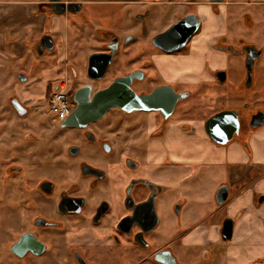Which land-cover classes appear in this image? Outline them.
<instances>
[{
    "label": "flooded vegetation",
    "instance_id": "obj_1",
    "mask_svg": "<svg viewBox=\"0 0 264 264\" xmlns=\"http://www.w3.org/2000/svg\"><path fill=\"white\" fill-rule=\"evenodd\" d=\"M198 1L115 0L120 9L111 17L120 22L118 26L134 25L136 30L124 36L103 33L105 41L84 58L79 53L84 46H79L80 50L70 48L71 65L56 71L63 75L72 94L70 107L76 106L73 95L78 88L90 84L93 94L116 78L132 74L130 88L138 95H149L158 88L168 98L178 96L168 112L126 111L115 106L100 119H83L79 125L68 126L48 108L51 94L62 80L47 82L38 100L24 102L13 97L19 102L16 107L10 100L12 114H5L0 122V264H222L220 248H195L182 239L188 233L179 231L180 201L170 208L176 229L163 238L160 198L166 187L154 174L158 164L150 162L149 154L152 147L164 143L167 130L174 124L183 121L189 125L195 120L192 100L196 85L226 82L220 83L215 76L225 70L211 68L206 59L209 51L242 56L243 90L251 89L245 83L246 53L254 49L261 55L264 45L238 33L235 37L229 30V17L222 20L218 15L221 4H264V0H205L209 12L220 22H215L216 26L224 32H213L212 39L201 35L195 40L205 22L198 13ZM127 15L130 22L124 21ZM243 22L250 30L254 27L250 14L244 15ZM193 25L195 29L187 37ZM157 37L159 45L154 40ZM39 39L31 42L37 55ZM112 47L115 52L105 75L90 80L88 57L110 52ZM195 52L201 58L193 63ZM117 54L123 59L116 64L125 69L112 72L104 82ZM168 59L175 71L168 64L161 66ZM200 66L201 73L213 75V80L204 81V76L194 79L192 71ZM214 105L217 108L205 121L228 109L222 100ZM237 111L239 131L233 138L239 137L244 143L245 134L252 129V116L264 114V110L258 108L247 115L242 109ZM166 161L171 162L169 157ZM166 225L173 228L170 219ZM209 251L215 256H209Z\"/></svg>",
    "mask_w": 264,
    "mask_h": 264
},
{
    "label": "crops",
    "instance_id": "obj_2",
    "mask_svg": "<svg viewBox=\"0 0 264 264\" xmlns=\"http://www.w3.org/2000/svg\"><path fill=\"white\" fill-rule=\"evenodd\" d=\"M61 1L81 3L80 11L87 5H110L115 2V0ZM204 2L205 0H199V4L197 3L198 13L205 22L203 30L195 36V40L201 35H208V38L212 39L213 32L215 34L224 32L222 27L220 29V26H216L215 22L218 21L215 15L214 17L205 15L209 12V5ZM223 5L225 4L220 5L221 16L218 15L222 20L229 17ZM68 14L73 13L66 12L60 15L53 13L50 0H0V73L3 66L2 54H7V50L14 56L25 55L32 41L44 34H49L54 39L55 48L52 51L45 50L44 53L54 52L55 64L51 69L46 70L45 67L41 72H53L45 80V85L49 81L63 80V75H57L56 71L64 70L67 68L66 64H69L71 40L76 42L77 47L84 46L81 51L88 49L89 54L97 50L98 45L103 41L92 36L89 39H92L97 47L90 46L86 36L88 31H96L99 36L103 37V33L106 32H117L124 36L136 30L134 25H114L104 30L97 29L88 22L82 25L79 22H72L69 25L71 21ZM124 21L130 22V16L127 15ZM259 42L262 41L259 40ZM262 55L263 53L253 65L250 88L259 87V91H262L259 94L263 93L264 97ZM38 56L41 55L38 54ZM192 57L193 63L201 58L196 52ZM223 60L227 62L225 52L216 54L215 58L210 60L211 68H222ZM166 64L173 67L175 71L172 60H165L161 66L166 68ZM233 69L243 70L244 74L237 75L236 80L240 88L245 89L243 66L240 68L238 64L228 65L229 74ZM192 75L197 80L206 74H202L196 68L192 71ZM198 86L200 85H196ZM206 88L210 92L216 89L214 82L206 85ZM218 92L219 90L216 93ZM233 99L226 94V98L222 101L233 106L241 102L238 97L236 100ZM204 122L205 120L199 118H195L189 125L179 121L167 130L164 143L150 150V162L158 164V168L153 173L166 187L160 198L163 238L167 239L171 229H176L174 228L175 218L170 208L173 202L180 201L183 207L178 218L179 231L182 235L183 230L188 233L182 239L192 243L195 248L205 247L208 250H212L215 246V248H220L221 253L218 256L222 264H264V123L258 129L252 128L257 130L250 133L249 143H243L237 137L234 138L236 140L230 141L232 143H227L228 145H218L209 140L205 134ZM187 134L189 136H185ZM167 157L170 158V163L166 161ZM221 186H228V195L223 204H217L215 198ZM225 218H231L234 221L232 236L226 241L222 239L220 230ZM169 219L173 228L166 225ZM208 255L214 257L215 253L209 251Z\"/></svg>",
    "mask_w": 264,
    "mask_h": 264
},
{
    "label": "rangeland",
    "instance_id": "obj_3",
    "mask_svg": "<svg viewBox=\"0 0 264 264\" xmlns=\"http://www.w3.org/2000/svg\"><path fill=\"white\" fill-rule=\"evenodd\" d=\"M254 1H258V0H254ZM223 7L227 10V13L229 14V22L231 24L229 30L231 32L232 31L234 32L235 37L238 33V36L243 37L246 40L254 41L257 44L262 43V45H264V4L263 3H254V4L247 3L245 5L225 3ZM119 9L120 7L117 6L116 4L87 5L77 14H68L69 20L71 21L69 25H71L72 22L75 23L79 22L81 23L80 25L84 24L85 22H88L94 27L96 26L97 29L98 28L103 30L108 29L109 27H112L120 23L118 21L115 22V20L111 17L112 13L116 10L118 11ZM206 14L209 17H214L212 12H208ZM245 14H250L254 20V27L251 30L248 29L245 23L243 22ZM160 16H162V14H160ZM86 36L88 37V39L93 36L95 39L98 38L101 41H105L102 36H99L96 33V31L91 32L90 30L88 31ZM36 40H38V38H36L34 41ZM75 40H76V35H75ZM259 40L262 42H259ZM75 43L76 42L71 40L69 43V48L80 50L81 48H78L77 44ZM32 44L33 43H30V45L28 46L27 49L28 51L26 52L25 55L14 56L12 53H9L8 50L6 51L7 54H2L3 66L1 70L2 72L0 73V122L5 114H12V109L10 107V100L13 97H18L24 102L38 100V98H40L41 93H43L45 80L48 79L53 73V72L52 73L43 72L44 73L43 74L41 71L45 67H46L45 69L48 70V68L51 69L54 66L56 59V55L54 54V52H45L44 55L38 56L36 52L31 48ZM88 44L90 46H95V42L92 39H89ZM79 53L81 54L82 58H84L88 54V49H85L84 51L80 50ZM208 53H207L208 55L206 56L207 60L210 61L211 58H215L216 55L214 53L210 51ZM211 54H214L215 56ZM225 54L227 57V62L225 63L223 60L222 65L224 66H222V69H224L227 72L226 82L222 85L216 83L213 80L214 76L207 73L206 75H203L205 78L204 81L213 80L216 89H214L213 92H210L209 90H207L205 84L204 85L201 84L200 86L194 89L195 98L192 100V102L196 107L194 111L195 118L205 120L212 113V111L215 110V108H217V106L214 104L219 100H223L224 98H226V94L227 95L229 94L232 99L233 98L237 99V97L240 98L241 102L236 106L228 104L224 106L225 108H232L234 110L242 109L246 115L258 108L260 109L264 108V97H263V93L262 95L259 94L262 92L259 91L260 90L259 87L257 88L252 87V89L243 90L238 85L236 76L237 75L239 76V74L242 76L244 74L243 70L233 69L232 73L230 74L227 71L228 65L238 64L241 68L243 64V57L231 53H225ZM120 58L123 59L121 54H117L115 56L113 64L109 68L110 69L109 73L106 76V78L103 80L104 82L109 80L112 72L113 74L123 72L125 68L118 67V64H116V62H118V59ZM68 60H69V64H66L65 67L71 65L69 55H68ZM261 61L264 62V52ZM201 68H202L201 66L198 67V70L200 72L203 71ZM18 73H24L27 75V77H29L26 83L18 82L16 78ZM217 90H219L218 93H216ZM242 102L244 106L241 105ZM245 104H247V106H245ZM209 105L210 106L213 105V106L210 107ZM73 108L74 105H72L69 109L73 110ZM243 118L244 117H242V119ZM257 129H251L245 134L246 143H249L250 133L255 132ZM51 156L52 158H54L55 153L52 152Z\"/></svg>",
    "mask_w": 264,
    "mask_h": 264
},
{
    "label": "water",
    "instance_id": "obj_4",
    "mask_svg": "<svg viewBox=\"0 0 264 264\" xmlns=\"http://www.w3.org/2000/svg\"><path fill=\"white\" fill-rule=\"evenodd\" d=\"M213 2H221L223 0H211ZM53 13L60 15L66 12L77 13L80 11L82 4L78 2H63L61 0H50ZM194 18L193 16H189ZM193 25L189 30L187 37H189L194 31ZM171 30V29H170ZM170 30L167 33H170ZM162 37V35H160ZM186 39V38H185ZM158 43L159 38L154 39ZM184 42H182L183 44ZM55 48L54 39L49 34H44L40 37L37 47V52L42 55L45 50L52 51ZM113 48V47H112ZM174 49V48H172ZM170 49V50H172ZM115 49H111L110 52L92 53L88 57L87 76L90 80L101 79L112 62ZM260 55V51L257 52L254 49L248 50L246 53L245 66L247 69L246 85L251 84L252 67ZM220 83H223L226 79L224 71H219L215 75ZM19 82L27 80V76L22 73L17 74ZM133 75L129 74L126 77H118L112 81L107 87L97 90L92 94L91 85H85L78 88L73 95L75 108L65 118L64 123L68 126L79 125L81 120L95 121L100 119L106 114L112 107H120L123 110L130 111L132 109H160L164 113L171 109L177 95H169L162 89H155L149 95H138L130 88V82ZM12 105L16 107L19 102L17 99H12ZM264 123V114L262 112L256 113L250 120L251 128H258ZM204 131L209 140L218 145H225L233 140L234 134L239 131V113L232 109H225L210 116L204 122ZM228 186H221L216 194L217 204H223L227 199ZM234 221L231 218H225L221 224V237L224 241L229 240L233 233Z\"/></svg>",
    "mask_w": 264,
    "mask_h": 264
},
{
    "label": "built area",
    "instance_id": "obj_5",
    "mask_svg": "<svg viewBox=\"0 0 264 264\" xmlns=\"http://www.w3.org/2000/svg\"><path fill=\"white\" fill-rule=\"evenodd\" d=\"M71 95L72 94L68 91L66 81L62 80V82H57V86L53 90L50 100L48 101V108L58 120L65 119L70 113L69 97H71Z\"/></svg>",
    "mask_w": 264,
    "mask_h": 264
}]
</instances>
